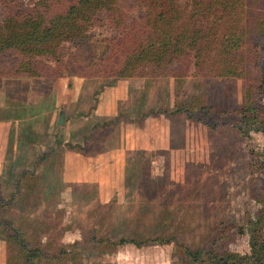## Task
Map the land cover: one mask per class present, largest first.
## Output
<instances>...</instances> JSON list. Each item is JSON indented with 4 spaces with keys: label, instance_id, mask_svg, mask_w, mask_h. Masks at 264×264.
I'll use <instances>...</instances> for the list:
<instances>
[{
    "label": "rangeland",
    "instance_id": "1",
    "mask_svg": "<svg viewBox=\"0 0 264 264\" xmlns=\"http://www.w3.org/2000/svg\"><path fill=\"white\" fill-rule=\"evenodd\" d=\"M32 1L0 0V22ZM225 1L119 0L118 28L104 20L89 30L101 53L108 38L150 31L154 14L166 12L175 32L202 38L181 65H166L183 68V75L84 77L89 86L61 94L71 127L51 133L56 150L38 164L31 156L38 157L39 144L32 151L21 136L18 155L0 169V233L13 230L31 251L40 248L37 264H213L218 253L250 254V230L264 202V133L240 132L236 123L246 101L264 110V91L256 89L263 76L264 0H239L235 7ZM227 32L244 39L221 41ZM222 45L229 46L225 52ZM21 58L0 55V102L13 104V115H21L31 81L45 97L54 78L78 77L3 75ZM230 70L236 73L215 74ZM206 108L218 115L207 119ZM62 150L78 156L68 161L69 180L51 189L37 170ZM20 250L0 234V264L21 263Z\"/></svg>",
    "mask_w": 264,
    "mask_h": 264
},
{
    "label": "trees",
    "instance_id": "2",
    "mask_svg": "<svg viewBox=\"0 0 264 264\" xmlns=\"http://www.w3.org/2000/svg\"><path fill=\"white\" fill-rule=\"evenodd\" d=\"M156 1L152 0L151 3ZM231 1L232 7H235L233 3H239V0ZM118 2L119 0H33L27 10L17 13L14 17H10V14H3L0 22V55L15 52L16 56H22L20 60L18 59L19 61L17 59L14 61L13 68L4 72L3 75L43 77L50 72L54 76L154 78L185 74L181 67L172 70L166 65L173 61L181 65V59L190 54L202 37H198L196 33H190L189 30L175 32L172 28L174 17L168 18L166 12L154 14V18L149 22L151 23L150 31L142 27L141 30L129 32L121 39L108 38L102 46L101 53L94 52L96 49L90 39L89 30L102 26L104 20L109 21L110 27L118 28L117 23L123 20ZM228 3L229 0L225 1L224 7ZM7 9L9 7L4 10ZM176 13V17H180V13L178 11ZM221 37V41L234 39L235 43L240 42L241 38L244 39L242 34L231 38L228 32ZM66 43L73 46V49L76 48L73 54L65 50L64 44ZM227 47L229 46L222 45V50L225 52ZM40 57L48 62L40 61ZM46 69L48 71H45ZM262 71L263 76L259 78L257 91H264V62ZM235 73L230 70L215 74L233 76ZM209 109L206 108L202 113L207 114V119L218 115L209 113ZM238 113L240 119L236 125L240 132H246V129L255 127L254 129H259L264 133L263 109L252 106L246 101ZM186 118L194 120L193 113L186 114ZM56 146H51L39 154L35 165L46 158L44 154H52ZM261 165L264 167V159ZM24 172L27 173V170ZM259 216L250 230V254L242 257L229 251L223 254L218 253L213 255V264H264V233L261 232L264 225V202ZM0 234L6 242L14 240L15 244L20 246L21 250L16 259L22 262L17 264H37L35 259L41 255L40 248L31 251L30 247L25 245L24 239H15L13 230L9 232L7 228L2 229ZM125 241L122 239L119 243Z\"/></svg>",
    "mask_w": 264,
    "mask_h": 264
},
{
    "label": "crops",
    "instance_id": "3",
    "mask_svg": "<svg viewBox=\"0 0 264 264\" xmlns=\"http://www.w3.org/2000/svg\"><path fill=\"white\" fill-rule=\"evenodd\" d=\"M90 79L84 77H63L54 78L51 82L53 87H49V94L42 97L39 88L31 86L32 81L29 84V88L26 90L25 102L23 109L21 110V115H13L12 109L13 104L0 102V169H6L8 163L18 155L20 149V144L23 141L21 136L26 139L31 140V150L33 147L39 144L40 149L38 154L46 151L49 147L53 146L54 137L53 134L58 131L59 127L62 130L65 129L67 132L71 127V121L67 120L64 116V123L62 126L57 124V119L60 112H64V103L61 102V94L68 92L71 95H75V90L73 85L84 84V86H89ZM71 86L70 91H67L68 86ZM85 91L87 90L84 87ZM79 93V90H77ZM1 101V99H0ZM15 103V102H14ZM63 103V104H62ZM99 109L105 113L103 106H99ZM110 114L114 113V108L111 107ZM98 113V112H97ZM116 115V114H115ZM68 133V132H67ZM68 137V134H67ZM74 135L70 138V143H74ZM28 140V141H29ZM69 138H66L64 142H68ZM28 146V145H27ZM36 150V151H37ZM27 152V151H26ZM6 153V155H5ZM11 153L13 155H11ZM21 153H24L21 152ZM73 152L62 150L57 158L50 157L45 164H40V169L38 168L37 174L39 177L44 179L41 184H47L51 189H56L55 185L59 183L62 179L66 183V179L69 180L70 174L72 175L71 167H69L68 161L71 159L76 162V156L78 154H72ZM11 156L9 160H5V156ZM37 154V153H36ZM32 154L31 158L34 162L37 158ZM9 161V162H8ZM31 161V163H32ZM55 168H58L56 170ZM4 173H6L4 171ZM47 181V182H46Z\"/></svg>",
    "mask_w": 264,
    "mask_h": 264
},
{
    "label": "water",
    "instance_id": "4",
    "mask_svg": "<svg viewBox=\"0 0 264 264\" xmlns=\"http://www.w3.org/2000/svg\"><path fill=\"white\" fill-rule=\"evenodd\" d=\"M63 123H64V115H63V112H60L58 119H57V124L63 125Z\"/></svg>",
    "mask_w": 264,
    "mask_h": 264
}]
</instances>
